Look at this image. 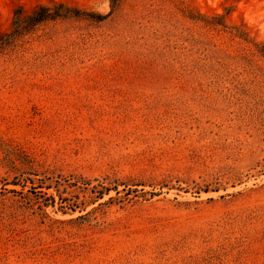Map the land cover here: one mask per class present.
<instances>
[{
	"label": "rangeland",
	"instance_id": "obj_1",
	"mask_svg": "<svg viewBox=\"0 0 264 264\" xmlns=\"http://www.w3.org/2000/svg\"><path fill=\"white\" fill-rule=\"evenodd\" d=\"M184 2L0 49V264H264V0Z\"/></svg>",
	"mask_w": 264,
	"mask_h": 264
},
{
	"label": "trees",
	"instance_id": "obj_2",
	"mask_svg": "<svg viewBox=\"0 0 264 264\" xmlns=\"http://www.w3.org/2000/svg\"><path fill=\"white\" fill-rule=\"evenodd\" d=\"M125 1L126 0H110V11L106 14L92 10H84L64 1H52L49 4H38L30 11H25L21 6H18L13 11V19L10 28L0 32V49L14 45L36 26L47 21L61 18L102 21L112 12L119 10L124 5ZM172 1L184 17L189 20L200 21L206 25L224 26V22L220 16H213L210 19L207 15L196 12L185 5L184 0Z\"/></svg>",
	"mask_w": 264,
	"mask_h": 264
}]
</instances>
